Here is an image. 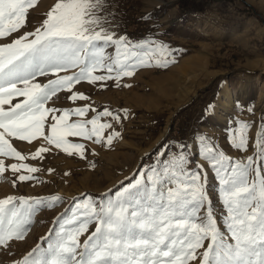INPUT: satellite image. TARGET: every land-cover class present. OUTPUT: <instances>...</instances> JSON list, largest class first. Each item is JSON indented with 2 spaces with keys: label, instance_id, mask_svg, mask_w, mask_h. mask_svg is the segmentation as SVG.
I'll return each instance as SVG.
<instances>
[{
  "label": "snow or ice",
  "instance_id": "snow-or-ice-1",
  "mask_svg": "<svg viewBox=\"0 0 264 264\" xmlns=\"http://www.w3.org/2000/svg\"><path fill=\"white\" fill-rule=\"evenodd\" d=\"M35 4L36 0H0V38L10 39L20 31L26 25L28 9ZM106 7L105 0H56L32 32L0 44V156L27 159L8 138L31 143L42 137L81 158L85 145L72 143L66 137L111 145L119 132L113 130L105 137L104 130L112 128V124L102 118L119 123L120 112L108 108L95 112L88 105L60 110L46 107L47 102L62 90L71 93L70 101L87 99L84 93L72 91L73 85L81 81H119L132 76L139 67H163L174 62L152 59L160 52L173 56L180 51L170 49L164 42L144 38L133 41L127 34L117 36L107 31L103 27ZM108 47L113 48L114 61L106 57ZM106 58L111 62L105 63ZM70 69L78 71L60 74ZM97 70L107 74H94ZM49 74L55 78L43 84L37 81V77ZM13 97L24 99L13 104ZM4 105L9 107L5 109ZM89 111L95 112L90 119L68 120L70 115L84 117ZM248 111L251 113L252 109ZM121 112L126 118L127 110ZM49 115L52 123L45 135ZM251 126L247 121H235L227 130L230 146L246 150ZM192 139L200 157L217 177L218 196L225 210L220 223L227 236L218 227L206 191L204 166L197 161L195 167H190L192 144L177 140L165 145L153 164L138 169V177L122 185L114 196L109 191L98 200L91 195L74 198L72 215L57 218L60 227L55 239L51 232L42 238L48 242L47 248L38 244L13 264H188L196 260V250L205 239L209 243L199 264H264V119L257 129L259 151L255 161L252 156L246 161L232 160L215 138L206 134L196 132ZM48 151L38 147L31 158L43 159ZM254 163L257 179L249 183L248 174ZM7 167L22 173L16 177L21 182L36 179L32 174L39 171L22 162ZM4 171V161L0 160V173ZM15 183L14 180V186ZM61 199L58 195L0 198V246L23 239L34 205L53 206ZM16 201L21 208H17ZM92 221L96 228L77 253L78 237Z\"/></svg>",
  "mask_w": 264,
  "mask_h": 264
},
{
  "label": "rangeland",
  "instance_id": "rangeland-1",
  "mask_svg": "<svg viewBox=\"0 0 264 264\" xmlns=\"http://www.w3.org/2000/svg\"><path fill=\"white\" fill-rule=\"evenodd\" d=\"M55 2L56 0H36V4L27 11L26 25L12 34L10 39H15L24 32H32L42 23ZM105 2L107 7L103 27L107 31L114 32L117 36L127 34L133 41H140L142 38L155 39L166 43L170 49L180 51L173 56H167L165 52L157 53L152 56L153 60L167 58L174 62L163 67H139L132 76L121 77L119 81H81L74 84L72 91L84 93L87 97L85 100L70 101L68 96L71 93L62 90L47 102L46 107L60 110L88 105L95 112L103 111L104 108L120 112L119 123L110 118H102L112 124V128L104 130L105 137L113 130L119 132L111 145L105 146L103 143L97 144L93 140L79 137H66L72 143L85 145L84 158H81L75 152L69 155L42 137L31 143L8 138L27 159L19 161L0 156L5 165V171L0 173V198L9 195L26 198L58 195L62 199L53 206H48L47 203L33 206L23 239H13L7 246H0V264L19 261L38 244L47 248L48 242L42 238L51 232L53 240L55 239L60 227L57 218L65 214V218L72 215L74 198L91 195L98 200L101 194L109 191L114 196L122 185H127L138 177V169L153 164L165 145L177 140L192 144L190 167H195L197 161L204 166L207 173L206 191L212 200L218 227L227 236L224 225L220 223V217L225 214V210L218 196L217 177L209 168L208 162L200 157L192 136L199 132L214 137L219 147L234 161H246L249 156L255 161L259 151L256 147L257 129L264 119V96L258 99L257 107L249 106L244 99L254 93L256 96L259 90L262 91L261 94L264 93V88L260 87V82L264 79V0ZM10 39L0 38V44L8 43ZM105 54L114 61L112 47H108ZM104 62L111 61L106 58ZM188 66H198L201 70L188 74L184 70ZM75 71L78 69H70L60 74L67 75ZM180 72L183 77L177 79L176 83H172L175 79L171 83L163 80L168 77L178 78ZM94 74L107 73L97 70ZM115 74L114 70L112 75ZM54 78L49 74L37 77V81L43 84ZM225 86L235 99L224 107H217ZM239 86L245 87L247 91L244 93L241 88L237 89ZM241 92L247 96L241 98L244 100L242 103H238L237 97ZM23 99L13 97L12 103ZM4 107L7 109L9 105ZM249 108L252 109L251 113ZM125 109L126 118L121 112ZM95 112L89 111L84 117L70 115L68 120L75 122L90 119ZM213 113L224 118L220 119ZM59 114L58 112L57 115ZM239 120L252 125L247 133L248 146L244 151L231 147L227 138V130ZM51 123L49 115L44 129L45 135L48 134V125ZM41 146L49 151L43 154V159H32L31 153ZM21 162L39 169L32 174L36 179L23 182L16 180L22 173L13 172L7 166ZM49 169L52 171L49 172ZM254 169L255 163L249 170V183L257 179ZM16 206L21 208L18 201ZM95 228L96 222H89L87 231L79 235L77 253L82 251L84 241ZM208 243L209 240L205 239L203 246L196 250V260L189 261L188 264H199Z\"/></svg>",
  "mask_w": 264,
  "mask_h": 264
},
{
  "label": "crops",
  "instance_id": "crops-1",
  "mask_svg": "<svg viewBox=\"0 0 264 264\" xmlns=\"http://www.w3.org/2000/svg\"><path fill=\"white\" fill-rule=\"evenodd\" d=\"M184 70L185 71H187L186 73H188V74H192V73H196V72H198L199 70H201L198 66H196V67H185L184 68ZM180 75H179V77L178 78H174V77H168V78H166V79H163L164 81L166 80L168 83H171V81L173 80V79H175L172 83H176V81H178L177 79H181L182 77H183V75H182V73L180 72L179 73ZM186 76H187V74H186ZM227 84V83H226ZM223 85H224V83H223ZM223 87V86H222ZM260 87L261 88H264V79H262V81L260 82ZM192 88H194L193 86H192ZM238 88H241L243 91H244V93L247 91L246 90V88L245 87H237V89ZM234 90V89H233ZM261 92L262 91H258V93H257V95L255 96V94L256 93H254L253 95H251L252 96V99H251V96H248V98H245L244 100H246V102L249 104V106H252V107H257L258 106V103H259V100L258 99H260V97L262 98L263 96H264V93L263 94H261ZM243 92H241V94H240V96L239 97H237V100H238V103L239 102H243L244 100H241V98H243L244 96L246 97L247 95H244V94H242ZM259 93H260V96H259ZM221 97H223V95L221 96ZM221 97L219 98V101H218V105H217V107H221L222 105H221ZM235 99V98H234ZM234 99H232V100H234ZM251 99V100H250ZM241 100V101H240ZM250 100V101H249ZM236 102V101H235ZM246 104V103H245ZM223 107V106H222ZM214 114V116H218L217 114H215V113H213ZM218 118H220V119H223L224 117H219L218 116Z\"/></svg>",
  "mask_w": 264,
  "mask_h": 264
},
{
  "label": "bare ground",
  "instance_id": "bare-ground-1",
  "mask_svg": "<svg viewBox=\"0 0 264 264\" xmlns=\"http://www.w3.org/2000/svg\"><path fill=\"white\" fill-rule=\"evenodd\" d=\"M233 94L230 93L229 89L225 86L224 87V92H223V97H221V105L224 107L227 105L232 99H233Z\"/></svg>",
  "mask_w": 264,
  "mask_h": 264
}]
</instances>
